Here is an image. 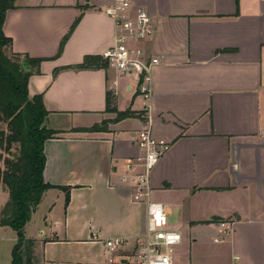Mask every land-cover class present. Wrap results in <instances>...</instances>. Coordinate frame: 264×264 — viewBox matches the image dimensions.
Here are the masks:
<instances>
[{"label": "crops", "instance_id": "obj_1", "mask_svg": "<svg viewBox=\"0 0 264 264\" xmlns=\"http://www.w3.org/2000/svg\"><path fill=\"white\" fill-rule=\"evenodd\" d=\"M109 4L16 0L7 14L8 53L43 60L29 93L43 95L46 126L61 132L45 143V181L70 188L68 205L62 190L43 196L40 205L52 195L48 215L34 235L26 234L35 263L110 264L103 242L92 236L134 238L142 232L145 209L133 200L131 177L142 171L136 159L144 155L136 134L149 129L172 145L151 173L152 199L169 215L174 211L181 228L223 218L215 222L232 226L226 241L234 242L231 264L235 257L241 264H264V0H134L155 24L142 46L160 59L147 109L131 76L76 68L88 57L102 58L112 44L114 23L102 12ZM108 92L118 111L142 115L111 123L106 132H73L116 118L106 112ZM0 195L1 218L9 200L2 185ZM132 249L130 244L115 253L113 264H130Z\"/></svg>", "mask_w": 264, "mask_h": 264}, {"label": "trees", "instance_id": "obj_2", "mask_svg": "<svg viewBox=\"0 0 264 264\" xmlns=\"http://www.w3.org/2000/svg\"><path fill=\"white\" fill-rule=\"evenodd\" d=\"M15 3L16 0H0V125H6V130L0 126V185L9 193V200L1 211L0 226L11 228L17 235V242L12 250V264H36L32 253L34 242L27 239L25 229L48 190L64 191L68 205L70 188L54 186L45 181V143L61 132L46 126L49 111L43 95L31 97L29 93L30 78L40 73L43 60L26 54L8 53L13 42L5 33V24L8 12L16 8ZM73 29L63 39L58 56ZM96 66L108 67L102 58L88 57L76 68ZM106 112L117 116L113 120H104L92 127L72 131L106 132L110 123L135 116L129 109L118 111L111 92L107 93ZM15 145L18 150L13 154ZM4 153L9 156L5 157Z\"/></svg>", "mask_w": 264, "mask_h": 264}, {"label": "built area", "instance_id": "obj_3", "mask_svg": "<svg viewBox=\"0 0 264 264\" xmlns=\"http://www.w3.org/2000/svg\"><path fill=\"white\" fill-rule=\"evenodd\" d=\"M102 12L114 23L112 44L103 52L102 60L119 76L133 78L136 91L143 99V107L147 109L152 94V70L160 63V59L150 57L142 46L154 35L153 18L145 7L135 6L134 0H110ZM114 85L117 86V83L114 82ZM136 143L144 155L136 159L142 171L131 177L132 197L144 206L143 230L134 238L119 236L98 240L96 235L92 238L103 242L106 253L111 256L108 260L110 264L115 262L112 256L130 244L133 245V264H176L174 253L182 244L183 235L180 230L168 227V208L161 202L153 201L151 185L152 171L169 153L172 145L167 140L155 138L149 129L136 134ZM126 167L131 171L133 163H128ZM127 179L123 178V181ZM224 233H229L228 229ZM233 264H241L240 258L235 257Z\"/></svg>", "mask_w": 264, "mask_h": 264}, {"label": "rangeland", "instance_id": "obj_4", "mask_svg": "<svg viewBox=\"0 0 264 264\" xmlns=\"http://www.w3.org/2000/svg\"><path fill=\"white\" fill-rule=\"evenodd\" d=\"M104 68H106L107 70L109 69L108 67ZM134 113V117H140V115H142V112ZM0 126L1 128L6 130L5 124H1ZM17 150L18 147L15 145L12 150V153L16 154ZM4 156L8 157L9 155L4 153ZM1 199L2 195H0V205L2 201ZM51 199L52 195H49L39 206L37 212L35 213V215H33L31 229L30 226L26 228V234L34 235V229H36L37 225L41 223L40 221L42 216L48 215L47 209L48 207H50L49 204L51 202ZM153 201L155 200L153 199ZM168 227L170 229L180 230L183 235V243L182 245L176 248V251L174 253L176 264H231V255L232 248L234 247V242L233 244H229V242H226L231 238V235L229 233L231 232L230 230L232 226L229 223H227L225 227V229H228L229 233H224L225 229L222 228V226L218 227L217 222L215 221L211 222L210 226L198 227L194 230H191L188 227L181 228L180 224L177 221L176 214L174 213V211H172L170 212L168 218ZM240 231L237 230L239 235H241ZM16 236L17 235L15 231H13L9 227L7 229H3V231H0V264H12V250L17 242ZM223 239H225V242L219 243L222 242ZM232 240H235L233 234ZM93 252V256L99 258V254H97V249H93ZM32 253L35 257L33 250ZM128 262L130 264H133L132 259H129Z\"/></svg>", "mask_w": 264, "mask_h": 264}, {"label": "water", "instance_id": "obj_5", "mask_svg": "<svg viewBox=\"0 0 264 264\" xmlns=\"http://www.w3.org/2000/svg\"><path fill=\"white\" fill-rule=\"evenodd\" d=\"M223 218L219 217V216H214L213 220L214 221H222Z\"/></svg>", "mask_w": 264, "mask_h": 264}]
</instances>
